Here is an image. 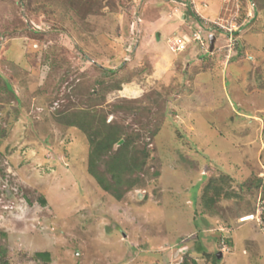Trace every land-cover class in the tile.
I'll return each mask as SVG.
<instances>
[{"label":"rangeland","instance_id":"1","mask_svg":"<svg viewBox=\"0 0 264 264\" xmlns=\"http://www.w3.org/2000/svg\"><path fill=\"white\" fill-rule=\"evenodd\" d=\"M200 1L227 16L222 0ZM181 10L200 24L172 0H0V75L13 90L0 78V263L180 264L189 252L210 264L203 251L223 247L218 264H264V11L230 52L217 31L197 61L167 47ZM103 77L120 89L95 98ZM75 110L139 134L142 186L120 200L98 186L85 133L61 119ZM210 178L220 194L203 208Z\"/></svg>","mask_w":264,"mask_h":264},{"label":"trees","instance_id":"2","mask_svg":"<svg viewBox=\"0 0 264 264\" xmlns=\"http://www.w3.org/2000/svg\"><path fill=\"white\" fill-rule=\"evenodd\" d=\"M253 2L255 10L251 20L254 21L258 11L260 9L264 11V0H253ZM234 35H237V32ZM101 73L109 79L115 76V71L111 68H102ZM104 77L95 82L97 87H99L97 88V92L95 90L92 92L95 98L103 99L104 92L120 89L119 82H111L112 80H110L108 83ZM0 78L3 81V88L12 94L11 84L1 75ZM116 107L120 106L117 105ZM61 119L67 125H73L85 133L89 143L87 172L102 190L108 192L115 199L120 200L126 192L142 186L143 178L140 173L144 171L149 154L145 146L136 147L135 142L139 138L137 132L127 131L123 125L115 121L106 122L105 113H98L96 111L75 110L64 113ZM156 131L157 129H154L151 136ZM121 139L123 142L118 144ZM212 181L213 179L210 178L202 190L201 204L203 208L210 207L220 194V188L212 186ZM261 181L259 177L257 179V186L261 184ZM240 186L243 188V184ZM210 191L212 194L207 196ZM203 252L211 259L210 264H218L220 262L216 253L207 254L205 250ZM188 254L189 252L183 255L180 264H199L194 258H189ZM34 256L41 260H48L49 252L37 251ZM0 264H7V261L3 260Z\"/></svg>","mask_w":264,"mask_h":264},{"label":"built area","instance_id":"3","mask_svg":"<svg viewBox=\"0 0 264 264\" xmlns=\"http://www.w3.org/2000/svg\"><path fill=\"white\" fill-rule=\"evenodd\" d=\"M177 4L188 3L190 6L191 12L195 17L197 23H190L189 27L193 28L191 35L185 34H174L167 38V47L173 53H180L187 49L189 46H193L199 50H202L204 53L211 54L214 52L213 48H210V36L213 35L216 41V33L220 31L225 35L227 39L226 50L228 51L233 48L236 37L235 32H239L241 27L248 23L254 16L255 4L253 0H222L226 5L225 10H228L227 16L217 15L215 17L205 16L202 11L199 9L197 0H172ZM200 5L206 8L209 5L207 0H201ZM179 8V5L177 6ZM185 17L188 14L184 11ZM226 14V12H225ZM140 22L141 18L137 17L135 22ZM134 22V21H133ZM191 22V21H190ZM214 41V42H215ZM228 56V55H227ZM223 240L221 241V243ZM224 250L223 247L220 248Z\"/></svg>","mask_w":264,"mask_h":264},{"label":"crops","instance_id":"4","mask_svg":"<svg viewBox=\"0 0 264 264\" xmlns=\"http://www.w3.org/2000/svg\"><path fill=\"white\" fill-rule=\"evenodd\" d=\"M173 11L174 10H177V11H179L180 10V7L179 8H177V6L174 8V9H172ZM180 12H182V14L181 13H179V14H181V19H182V21L187 25V24H190L191 22L189 21V19H188V16H186V19L184 20V18H182L183 17V15L185 16V13H184V11H180ZM222 14V13H221ZM217 15H220V13H217ZM216 15V16H217ZM185 24H184V26H178L177 27V32H178V34H185L186 32H185V29L187 28V26H185ZM155 33H157L156 34V38L158 39V41H160V38H161V33L158 31V32H155ZM186 35V34H185ZM170 35H168L167 37H166V40H167V38L169 37ZM218 40V38H216V41ZM217 45V44H216ZM191 50H190V52L192 53V54H189L193 59H191V60H197V61H199V60H201V57H199V52L201 51V50H199V49H197V48H195V47H193V46H190L189 47ZM189 61L190 60H188L187 62V65H189Z\"/></svg>","mask_w":264,"mask_h":264},{"label":"water","instance_id":"5","mask_svg":"<svg viewBox=\"0 0 264 264\" xmlns=\"http://www.w3.org/2000/svg\"><path fill=\"white\" fill-rule=\"evenodd\" d=\"M185 16L183 15L182 18H184ZM214 41H215V37L213 35L210 36V48L212 49L213 48V44H214ZM123 142V140L121 139L118 144H121ZM216 256L217 258H221L222 257V252L221 251H217L216 252Z\"/></svg>","mask_w":264,"mask_h":264},{"label":"clouds","instance_id":"6","mask_svg":"<svg viewBox=\"0 0 264 264\" xmlns=\"http://www.w3.org/2000/svg\"><path fill=\"white\" fill-rule=\"evenodd\" d=\"M218 251H221V250H218Z\"/></svg>","mask_w":264,"mask_h":264}]
</instances>
